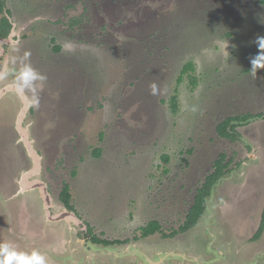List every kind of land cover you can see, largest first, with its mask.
Instances as JSON below:
<instances>
[{
    "label": "rangeland",
    "instance_id": "obj_1",
    "mask_svg": "<svg viewBox=\"0 0 264 264\" xmlns=\"http://www.w3.org/2000/svg\"><path fill=\"white\" fill-rule=\"evenodd\" d=\"M4 2L16 42L4 45L9 62L0 87L19 84L38 102L23 125H30L42 155L53 202L67 183L71 205L95 235L128 242L81 246L66 223L47 221L35 193L9 199L29 167L15 129L20 100L9 93L0 99V243L36 250L47 264H73L63 262L70 250L84 264H250L264 256V232L251 240L264 207V119L236 129L244 143L215 131L227 117L264 112V69L257 76L250 71V58L260 51L257 37L264 36L258 0ZM76 16L81 24L71 28L69 18ZM67 43L72 50L63 51ZM188 62L195 85L189 72L182 75ZM29 67L46 79L25 82ZM175 93L172 114L161 100ZM221 153L233 170L212 189L198 224L177 234ZM23 198L29 246L12 235L23 219L17 209ZM150 221H158L161 232L142 238ZM206 224L216 238L209 239Z\"/></svg>",
    "mask_w": 264,
    "mask_h": 264
},
{
    "label": "trees",
    "instance_id": "obj_2",
    "mask_svg": "<svg viewBox=\"0 0 264 264\" xmlns=\"http://www.w3.org/2000/svg\"><path fill=\"white\" fill-rule=\"evenodd\" d=\"M5 0H0V39H7L12 24L10 21V11L6 9ZM259 6H262L264 8V0H258ZM59 21H57L58 23ZM69 26L73 28L74 26H78L81 24V18L80 17H72L69 18ZM54 41V40H53ZM59 47H55L54 51H59ZM189 72L191 80L190 84L195 85L196 79L195 77L191 76V74L194 72V65L191 62H188L183 66L182 69V75L184 73ZM182 75L178 78V83L182 80ZM162 104H167L172 114H176L178 111V97L177 93L172 95L167 100H161ZM264 119V112L259 114H241L237 116H230L219 123H217L215 131L216 135L220 139L228 140L231 142H238L241 141L244 143V140L241 139V135L236 130L239 126H243L245 124H248L251 121L256 120H262ZM246 149H250L248 146H246ZM93 155L99 156L100 150L96 149ZM226 154L221 153L217 159H215L212 163V170L206 174L203 181L200 183V185L196 188L195 195L193 198V202L191 206L189 207L184 221L182 224L178 227L177 233H184L188 230H191L194 228L198 222L203 218L206 210H207V201L209 197L212 195V189L216 186L217 183H219L222 179L225 178L227 173H230L233 169L230 167L231 160H226ZM165 159H167V156H164ZM29 161V160H28ZM30 166V162H29ZM74 175V172L72 173ZM59 200L63 203V205L68 209H73V206L70 203V193H69V186L67 183L62 184V188L59 195ZM90 232H92L91 229H89ZM161 232L160 230V224L158 221H150L147 223L145 227L142 228L141 231V237L145 238L146 236H150L155 234L156 232ZM89 232V234H90ZM176 232L171 233L169 235L163 234L164 237H172ZM264 232V207L261 212L260 216V222L258 225L257 230L254 232L251 240L257 241L261 235ZM92 241L98 245L102 246H115V245H123L126 244L127 240H114L109 241L106 239H100L97 235L92 234Z\"/></svg>",
    "mask_w": 264,
    "mask_h": 264
},
{
    "label": "water",
    "instance_id": "obj_3",
    "mask_svg": "<svg viewBox=\"0 0 264 264\" xmlns=\"http://www.w3.org/2000/svg\"><path fill=\"white\" fill-rule=\"evenodd\" d=\"M15 25H12V30L10 35L5 40H0V57L3 58L2 65L0 68V72H7L9 57L3 48L4 45H10L11 43L16 42L13 40V36ZM4 78H0V82L3 81ZM17 89H19V96L17 95ZM14 93L20 100V109L16 117L15 121V129L19 136V142L24 147L27 157L30 160V168L21 172L20 179L18 181L19 184V193L36 191L38 195V199L43 204V211L45 213L46 219L48 222H59L62 221L66 223L69 227L73 225H78L81 223L79 219L76 217L75 213L72 211H68L67 209H62L60 211H56L51 213V209L53 207L52 198L48 193L47 185L39 179V175L42 169V156L38 153L35 148L34 140L30 136V125H23L24 119L26 118L27 113L30 108L28 105L31 102L28 96L25 93L23 87L16 83H9L2 87H0V99L4 97V95ZM23 98V101L21 100ZM184 258V256L182 257ZM149 262H154L155 260L148 259ZM80 264H84L83 261L79 259ZM184 263V262H183Z\"/></svg>",
    "mask_w": 264,
    "mask_h": 264
},
{
    "label": "flooded vegetation",
    "instance_id": "obj_4",
    "mask_svg": "<svg viewBox=\"0 0 264 264\" xmlns=\"http://www.w3.org/2000/svg\"><path fill=\"white\" fill-rule=\"evenodd\" d=\"M15 25V24H14ZM16 27V26H15ZM11 30H12V28H11ZM16 30V28L14 29V31ZM11 33V32H10ZM6 53V52H5ZM2 58V57H1ZM2 60H3V58H2ZM18 114V113H17ZM16 117H17V115H16ZM16 119V118H15ZM39 153V152H38ZM40 155H41V153H39ZM42 156V155H41ZM28 162H30V160L28 161ZM42 162H43V159H42ZM30 166H31V164H30ZM30 166L27 168V169H25V170H28L29 168H30ZM24 170V171H25ZM43 171H45L44 169H43V164H42V170H41V173H40V175H39V179H41L42 181H44V183L47 185V190H48V193H49V195L51 196V184H50V182L48 181V180H46V178H45V175L43 174ZM20 175H21V173H20ZM20 175H19V177L17 178V180H16V190L14 191V193L12 194V196H10L9 197V199H11V200H14L15 198H17L19 195H25V194H29V193H31V192H33V193H35L36 195H37V193H36V191H29V192H24V193H19V190H20V188H19V184H18V181H19V179H20ZM63 183H65V182H63L62 181V184ZM61 184V185H62ZM69 186V185H68ZM61 188H62V186H61ZM61 188H60V191H61ZM23 195V196H24ZM59 195H60V192H59ZM59 195H58V197L56 198V201L55 202H53V200H52V204H53V207H52V209H51V213H54V212H56V211H60V210H62V209H67L68 211H72V212H74L75 213V215H76V217L79 219V221L81 222V223H79L78 225H73L72 227H69L68 225H67V227L69 228V231H71V232H74L75 234H76V241H75V243H79L80 241H83V243L84 244H82L81 246H88L89 247V245L90 246H92V245H94V246H99L98 244H96V243H94L93 241H92V234H94V232H93V229L91 228V230H92V232H90L89 231V226H88V224L85 222V221H83L82 220V218H80L77 214H76V212H75V210H74V208L73 209H68V208H66L64 205H63V203L59 200ZM38 196V195H37ZM19 198V197H18ZM20 202H21V205H20ZM42 203V202H41ZM17 206H19L17 209H18V213H19V211H20V215H21V217L23 218L21 221H19L18 219L16 220V223H15V225L17 226V227H15L16 228V231L14 230V232L12 233V235H14V234H17L21 239H22V242H23V244H25L26 243V245L28 244V246H29V242H27V241H29L28 239H27V235L28 234H26V231H25V229L27 228V225H28V223H29V221H28V214H27V212H28V208H27V205H26V202H25V198H23L21 201H19V204L17 205ZM56 209V210H55ZM42 210H43V204H42ZM43 213H44V211H43ZM45 214V213H44ZM8 215H10V219L11 220H13L14 221V219H13V213H11V211L9 212V214ZM59 222H62V221H59ZM51 223H54V222H51ZM64 223V222H63ZM12 224V223H11ZM65 224V223H64ZM207 225V224H206ZM208 226V225H207ZM31 227H33V230H36V231H39V233H40V230H39V227L40 226H35V223H33V225L31 226ZM10 231L12 232L13 231V226L11 225L10 226ZM36 231H34V235H35V232ZM189 231V230H188ZM188 231H186V232H184V233H177V234H181V235H184L185 233H187ZM205 231H206V233H207V236L209 237V239L210 240H212V238L213 237H215L216 238V236L215 235H213L211 232H212V230L210 229V227L208 226V228H206L205 229ZM89 232H90V234H89ZM175 235H173L172 237H174ZM134 240H137L136 238H133ZM24 240H26V241H24ZM217 240H218V238H217ZM86 243V244H85ZM115 246H117V245H115ZM208 247H209V250H211V244L209 243L208 244ZM227 248V247H226ZM230 251V250H229ZM77 253H78V251L76 250L75 251V253H72V250H70L69 251V253H68V257H69V255H71L72 254V258H68V257H65L63 260V262L64 263H66L65 261H67V260H70L71 261V263H73V264H76V263H74V259H76L77 260V262H79V259L81 260V258H82V256H80V258L78 257L79 255H77ZM216 253H218V254H220V255H222V253H224V251H222V250H220V251H216ZM262 255H259V256H257V258H256V261H254V262H252V263H250V264H264V256H262ZM222 258V257H221ZM78 264V263H77ZM88 264V263H87Z\"/></svg>",
    "mask_w": 264,
    "mask_h": 264
},
{
    "label": "clouds",
    "instance_id": "obj_5",
    "mask_svg": "<svg viewBox=\"0 0 264 264\" xmlns=\"http://www.w3.org/2000/svg\"><path fill=\"white\" fill-rule=\"evenodd\" d=\"M11 24L13 25L12 22ZM0 40H5V39H0ZM257 45L260 51L258 52V54L250 58V63H251L250 71L253 76H257L258 70L264 69V36L257 37ZM61 48L63 51L72 50V44L71 43L62 44ZM24 55L27 58L31 56V53L29 51H25ZM22 76L25 82L37 78L41 80L46 79V77L44 76L37 77V74L30 67L27 68L22 73ZM4 77H6V73L0 72V78H4ZM150 88H151V94L157 95V85L155 83H152L150 85ZM17 95L19 96V89H17ZM21 100L23 101V98H21ZM28 106L29 107L38 106V102L37 101L30 102ZM0 264H47V259L43 254H41L36 250H33L31 254H28L26 252H18L14 247L10 246L9 243L4 242V243H0Z\"/></svg>",
    "mask_w": 264,
    "mask_h": 264
}]
</instances>
